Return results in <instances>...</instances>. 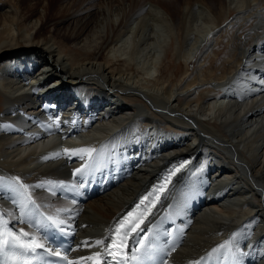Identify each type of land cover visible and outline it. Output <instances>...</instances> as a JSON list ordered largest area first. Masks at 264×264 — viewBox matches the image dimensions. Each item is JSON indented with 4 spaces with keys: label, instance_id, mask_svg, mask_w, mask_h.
Segmentation results:
<instances>
[{
    "label": "bare ground",
    "instance_id": "1",
    "mask_svg": "<svg viewBox=\"0 0 264 264\" xmlns=\"http://www.w3.org/2000/svg\"><path fill=\"white\" fill-rule=\"evenodd\" d=\"M169 4L63 0L51 16L52 0L0 2V209L40 241L44 219L63 221L72 264H110L119 219L187 154L130 240L129 258L141 250L129 264H234L225 241L238 264H264V0H184L175 14ZM223 31L232 65L218 76L204 58ZM59 32L83 52L76 62L55 46ZM172 39L196 64L176 81L159 73ZM82 148L93 151H64Z\"/></svg>",
    "mask_w": 264,
    "mask_h": 264
},
{
    "label": "rangeland",
    "instance_id": "2",
    "mask_svg": "<svg viewBox=\"0 0 264 264\" xmlns=\"http://www.w3.org/2000/svg\"><path fill=\"white\" fill-rule=\"evenodd\" d=\"M3 1H5V0H0V2H3ZM24 1L26 2V1H30V0H24ZM61 1H63V0H52L51 16H53V8L55 7V4L58 3V2H61ZM98 1H101V0H98ZM123 1H126L127 3L128 2H132L133 4L141 7V6H144V4H146L148 2H152L154 0H123ZM170 1L172 2V4H169L167 6H162V7L165 10L175 14L176 6H177V8L181 7L180 4H182L184 0H170ZM212 1L213 0H204V2L207 3V4L212 3ZM193 2L194 3L198 2V0H190V3H193ZM173 4H177V5L175 6ZM116 12L117 11L115 10L114 13H116ZM114 13H112V15ZM234 15H236V12H234V10L229 8V9H227L226 13L223 12V14L221 13V16L219 15L218 17H219L220 20L223 19L222 23L225 24L224 22H227V19H233ZM113 19H114V17H113ZM254 25H256L255 21L250 22V23L249 22H244L243 25H242L243 26V28H242L243 31H242L241 34H243V33L247 32L248 30L252 29L254 27ZM222 27H223V25H222ZM45 28L49 29V25L48 26L45 25ZM237 29L238 28L236 27V30ZM59 34L60 35L56 36L55 39L53 40L55 46H57L58 50H60V52L62 54H64L65 56H67V57L69 56L70 58L74 57L73 59H75V60H73V59H71V60L76 62V59H79V56L83 52H81L78 49L77 45H74V44L70 43L69 41L65 40L63 38V36H62L63 32H59ZM226 34H227V31H223V33H221V35L218 37V39H219L218 40L219 42H217L218 44H216L213 47L214 51L211 50V51H209L207 53V55H205L206 57H208L207 58L208 61L204 58V63L207 62L209 64H212V66L215 69L213 73L217 74L218 76L222 75L223 73H225L226 70L229 69L231 67V65H232V63L229 62L227 58H225L226 55L232 51V49L230 48L231 44L228 42V40H226L227 37L229 36V33L227 35ZM1 37H2V35L0 34V39H1ZM223 40H225V41H223ZM173 46H175L174 39H172V41L170 42V44L166 48V51H167L166 52V56L163 57V59L161 61V64L159 65V73L165 79H168V80H171V81H176L185 72L186 69H191L192 70V68L195 67L196 64L194 66L190 65L189 67L184 66V63L182 62L180 57H178L176 55V53L174 52L175 49H174ZM236 56L237 57L235 58V60L239 57V52L236 53ZM108 60H109V65H111L112 68L119 67V65L123 62L122 60H120V64H118V63H116L117 61L114 58H112V57L108 58ZM202 63H203V61H202ZM209 77H211V75H209ZM199 97H201V96H199ZM0 107H1V102H0Z\"/></svg>",
    "mask_w": 264,
    "mask_h": 264
},
{
    "label": "snow or ice",
    "instance_id": "3",
    "mask_svg": "<svg viewBox=\"0 0 264 264\" xmlns=\"http://www.w3.org/2000/svg\"><path fill=\"white\" fill-rule=\"evenodd\" d=\"M65 153H69V151H71L72 154H77V153H88L89 155H91L92 153V149H87V148H82V149H74V150H69V149H65L64 150ZM58 155V154H57ZM188 162L185 161V164H187ZM181 168L184 167V165L182 164L180 166ZM82 169H77L76 172L79 173L81 172ZM177 171H179V169H177ZM18 183V181H17ZM59 186H63L62 184ZM20 188H23L25 191H27V187L26 185H19ZM161 191H163V186L161 187ZM147 199V198H145ZM27 201L29 203L34 204V201H31V198L28 197ZM24 205H22L23 207ZM133 213H129L127 217L124 218L123 221L120 222V224L117 226V228L115 229L116 233L118 235L121 234L122 230L127 229L128 226H131L134 222L130 221L129 218L132 217ZM145 215H147V213H145ZM47 220L50 222L51 225H54L55 227L59 228L60 224L63 223V221L57 220L53 217H47ZM143 223V220L141 219L139 223H136L134 227L131 228V231L133 233L137 232L140 228V224ZM0 224H4L3 221H0ZM61 231H63V229H60ZM151 231V230H149ZM126 240V235H120V243L118 244L117 241L115 239H113L112 245L110 246L111 248H116L118 249V251H110L109 247H106L104 249L105 252H107L109 255H111L113 257V260L116 261V264H129V259L133 260V261H138L140 259L139 256L136 255V253L140 252L141 249L139 248H135L133 249V255L129 258L127 253L123 252V242ZM85 244H87L88 242H84ZM105 242L103 240H96L95 244L97 245H103ZM144 241L141 240L140 244L141 246L144 245ZM230 241H225L222 245L219 246V248L221 249H229L230 251V255H232L233 260H234V264H238V261L235 260V253H231V249H230ZM11 246V247H15V248H19L21 249L24 253H36L37 249H41L44 248V245L37 242V238L35 236H31L29 237V234L27 232H24L23 230H20V234L17 235L16 233L10 231L7 229L6 225L4 227L3 231H0V252H2L6 247ZM218 249H213V252H216ZM55 255H59V253H53ZM100 253L96 254V257L99 258L100 257ZM13 259H17V257H13ZM64 259L66 260L67 257H64ZM89 259H92V257H89ZM25 264H27V262H25Z\"/></svg>",
    "mask_w": 264,
    "mask_h": 264
}]
</instances>
